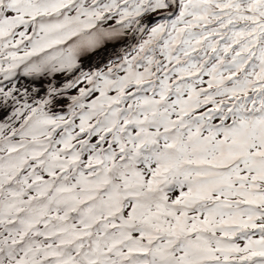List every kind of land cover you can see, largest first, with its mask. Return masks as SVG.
Here are the masks:
<instances>
[{
	"label": "snow or ice",
	"instance_id": "obj_1",
	"mask_svg": "<svg viewBox=\"0 0 264 264\" xmlns=\"http://www.w3.org/2000/svg\"><path fill=\"white\" fill-rule=\"evenodd\" d=\"M0 264H264V0H0Z\"/></svg>",
	"mask_w": 264,
	"mask_h": 264
}]
</instances>
